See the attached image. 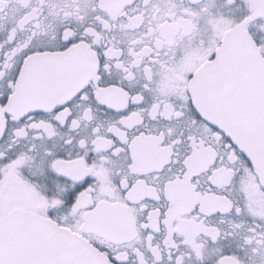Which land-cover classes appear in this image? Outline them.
Returning <instances> with one entry per match:
<instances>
[{"label": "snow or ice", "instance_id": "1", "mask_svg": "<svg viewBox=\"0 0 264 264\" xmlns=\"http://www.w3.org/2000/svg\"><path fill=\"white\" fill-rule=\"evenodd\" d=\"M0 264H264V0H0Z\"/></svg>", "mask_w": 264, "mask_h": 264}]
</instances>
